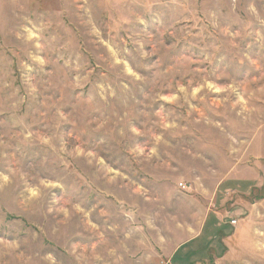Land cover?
Instances as JSON below:
<instances>
[{"label": "rangeland", "instance_id": "rangeland-1", "mask_svg": "<svg viewBox=\"0 0 264 264\" xmlns=\"http://www.w3.org/2000/svg\"><path fill=\"white\" fill-rule=\"evenodd\" d=\"M191 244L264 264V0H0V264Z\"/></svg>", "mask_w": 264, "mask_h": 264}, {"label": "crops", "instance_id": "crops-1", "mask_svg": "<svg viewBox=\"0 0 264 264\" xmlns=\"http://www.w3.org/2000/svg\"><path fill=\"white\" fill-rule=\"evenodd\" d=\"M218 223H216V226L219 227L218 229L213 230L212 228H208V230L206 231L207 234H206L205 237H207L206 239L208 240V243H209V246H207L208 247V252L209 251L217 252L215 244H213V242H210V241L211 240L215 241V239H218L219 236L222 237V239L220 238V240H219V241H221L222 246L225 247V248H230L228 243H227V241H228L227 239L229 238V236L225 234V230H222V228L220 227V225ZM204 229H205V221L199 226L198 232H197V234L195 236L196 239L194 240V242L197 241L200 237H204ZM197 246L198 245L191 244L189 246V248H187L188 250H186V248H183V250L181 251V253H182L181 257H182L183 260H175V255H174V257L171 260V262H170V259H168L167 263H170V264H197V263H194V262L198 261L200 259V257H202L201 254L194 252V248H197ZM216 254L217 253H215V255ZM215 255H214V253H213V255H211V254L208 255V257L211 256V258H212L211 259V261H212L211 263L212 264H222V262L224 261L223 259H227V261L230 262L231 264L232 263L239 264V263L243 262L242 258H240V257H239V259H229L228 256H227L228 254L220 255V256H215ZM192 257H194L195 259H192ZM231 258H233V257H231Z\"/></svg>", "mask_w": 264, "mask_h": 264}, {"label": "built area", "instance_id": "built-area-1", "mask_svg": "<svg viewBox=\"0 0 264 264\" xmlns=\"http://www.w3.org/2000/svg\"><path fill=\"white\" fill-rule=\"evenodd\" d=\"M235 223H236L235 220H230V224H231V225H234Z\"/></svg>", "mask_w": 264, "mask_h": 264}]
</instances>
